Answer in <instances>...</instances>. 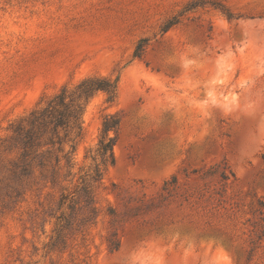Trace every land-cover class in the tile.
I'll return each mask as SVG.
<instances>
[{
	"label": "rangeland",
	"instance_id": "rangeland-1",
	"mask_svg": "<svg viewBox=\"0 0 264 264\" xmlns=\"http://www.w3.org/2000/svg\"><path fill=\"white\" fill-rule=\"evenodd\" d=\"M88 76L118 98L89 102L76 172L104 115L122 120L99 215L52 251L59 188L4 184L0 264H264V0H0V143Z\"/></svg>",
	"mask_w": 264,
	"mask_h": 264
},
{
	"label": "trees",
	"instance_id": "trees-1",
	"mask_svg": "<svg viewBox=\"0 0 264 264\" xmlns=\"http://www.w3.org/2000/svg\"><path fill=\"white\" fill-rule=\"evenodd\" d=\"M199 5H202L200 1H194L188 10ZM227 15L231 17L230 13ZM180 22L177 15L173 16L164 24L163 32ZM146 48L147 40L143 39L135 55L142 57ZM98 92L106 93L107 102L114 103L118 98V85L105 76H88L74 86L65 85L44 105L15 122L12 134L0 143V168L7 171L0 177V190L4 189V184L13 183L8 194L11 199L24 198L27 192L39 189L40 182L43 189L60 190L56 207L49 214V218L54 219V228L46 246L52 251L65 245L69 234L83 231L96 221L99 210L95 185L102 182L107 166L116 162L114 147L122 120L118 114L109 113L103 117L97 147L88 150L90 154L86 155L94 164L78 172L75 170L74 155L84 135V114ZM174 182L175 177L166 181L164 190ZM150 208L151 205L146 206L147 210ZM115 244L117 248L120 245Z\"/></svg>",
	"mask_w": 264,
	"mask_h": 264
}]
</instances>
